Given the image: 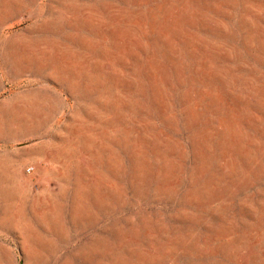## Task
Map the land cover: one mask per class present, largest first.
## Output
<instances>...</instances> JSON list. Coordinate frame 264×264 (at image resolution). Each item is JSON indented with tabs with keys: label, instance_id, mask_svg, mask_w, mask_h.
Here are the masks:
<instances>
[{
	"label": "rangeland",
	"instance_id": "rangeland-1",
	"mask_svg": "<svg viewBox=\"0 0 264 264\" xmlns=\"http://www.w3.org/2000/svg\"><path fill=\"white\" fill-rule=\"evenodd\" d=\"M263 33L264 0H0V264H264Z\"/></svg>",
	"mask_w": 264,
	"mask_h": 264
},
{
	"label": "bare ground",
	"instance_id": "bare-ground-1",
	"mask_svg": "<svg viewBox=\"0 0 264 264\" xmlns=\"http://www.w3.org/2000/svg\"><path fill=\"white\" fill-rule=\"evenodd\" d=\"M161 24L160 23H153V25H152V29H150L151 31H150V35H151V38H153L154 36H157L158 38H160V36H161V34H160V32H161ZM263 37H264V33H263ZM261 47L264 49V39H262V42H261ZM43 54H45L44 52L42 53V56H44ZM260 91H261V94H262V96H264V83H263V85H261V87H260ZM28 105V104H27ZM13 106H15V105H13ZM46 148V147H45ZM64 147H62V148H60L59 150H57V152L59 153L60 151H64ZM55 150V149H54ZM56 151V150H55ZM51 152V151H50ZM48 157V156H47ZM83 160H84V158H83ZM17 167H6V171H7V173H15L16 171H17ZM13 181V180H12Z\"/></svg>",
	"mask_w": 264,
	"mask_h": 264
},
{
	"label": "built area",
	"instance_id": "built-area-1",
	"mask_svg": "<svg viewBox=\"0 0 264 264\" xmlns=\"http://www.w3.org/2000/svg\"><path fill=\"white\" fill-rule=\"evenodd\" d=\"M31 170H32V167H28V168H27V171H31Z\"/></svg>",
	"mask_w": 264,
	"mask_h": 264
}]
</instances>
